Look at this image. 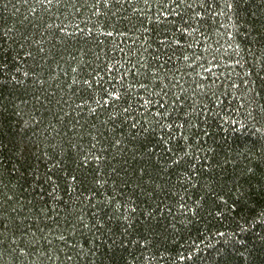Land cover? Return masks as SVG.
<instances>
[{"label": "trees", "instance_id": "trees-1", "mask_svg": "<svg viewBox=\"0 0 264 264\" xmlns=\"http://www.w3.org/2000/svg\"><path fill=\"white\" fill-rule=\"evenodd\" d=\"M0 264H264V0H0Z\"/></svg>", "mask_w": 264, "mask_h": 264}]
</instances>
